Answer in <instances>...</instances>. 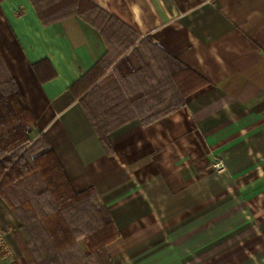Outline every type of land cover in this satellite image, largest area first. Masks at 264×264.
Instances as JSON below:
<instances>
[{
    "label": "crops",
    "instance_id": "1",
    "mask_svg": "<svg viewBox=\"0 0 264 264\" xmlns=\"http://www.w3.org/2000/svg\"><path fill=\"white\" fill-rule=\"evenodd\" d=\"M91 1L208 82L159 121L111 132L106 153L69 91L105 55L100 34L78 17L45 27L29 0L0 3V58L34 138L108 209L112 264H264V0ZM19 227L0 199V264H27Z\"/></svg>",
    "mask_w": 264,
    "mask_h": 264
},
{
    "label": "trees",
    "instance_id": "2",
    "mask_svg": "<svg viewBox=\"0 0 264 264\" xmlns=\"http://www.w3.org/2000/svg\"><path fill=\"white\" fill-rule=\"evenodd\" d=\"M29 1L45 27L78 17L102 37L105 55L69 91L106 153L111 132L133 120L147 127L208 86L151 38L141 39L91 0ZM35 128L36 119L0 58V199L20 222L14 238L24 259L112 264L106 247L119 232L108 209L93 188L73 190L45 137H31Z\"/></svg>",
    "mask_w": 264,
    "mask_h": 264
},
{
    "label": "built area",
    "instance_id": "3",
    "mask_svg": "<svg viewBox=\"0 0 264 264\" xmlns=\"http://www.w3.org/2000/svg\"><path fill=\"white\" fill-rule=\"evenodd\" d=\"M215 166H216V168H218L220 170L223 168V165L220 162L216 163ZM0 252H4V254H6V248H5L4 241H3L1 234H0Z\"/></svg>",
    "mask_w": 264,
    "mask_h": 264
},
{
    "label": "rangeland",
    "instance_id": "4",
    "mask_svg": "<svg viewBox=\"0 0 264 264\" xmlns=\"http://www.w3.org/2000/svg\"><path fill=\"white\" fill-rule=\"evenodd\" d=\"M31 137H33L34 138V134L32 133V136ZM218 162H220V161H216V162H214V165H213V169H214V171H216V172H223L224 171V164L222 163V162H220L222 165H223V168L220 170V169H218V168H216V163H218Z\"/></svg>",
    "mask_w": 264,
    "mask_h": 264
}]
</instances>
